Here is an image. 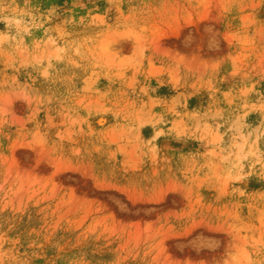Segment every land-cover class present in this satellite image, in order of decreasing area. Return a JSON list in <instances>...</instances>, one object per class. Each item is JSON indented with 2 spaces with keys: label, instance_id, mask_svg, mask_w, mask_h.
Returning a JSON list of instances; mask_svg holds the SVG:
<instances>
[{
  "label": "rangeland",
  "instance_id": "obj_1",
  "mask_svg": "<svg viewBox=\"0 0 264 264\" xmlns=\"http://www.w3.org/2000/svg\"><path fill=\"white\" fill-rule=\"evenodd\" d=\"M0 264H264V0H0Z\"/></svg>",
  "mask_w": 264,
  "mask_h": 264
}]
</instances>
